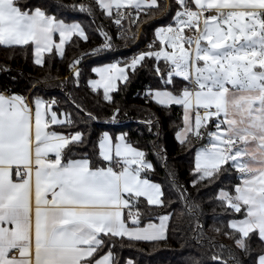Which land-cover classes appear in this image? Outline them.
Segmentation results:
<instances>
[{
    "label": "snow or ice",
    "instance_id": "6c2138e0",
    "mask_svg": "<svg viewBox=\"0 0 264 264\" xmlns=\"http://www.w3.org/2000/svg\"><path fill=\"white\" fill-rule=\"evenodd\" d=\"M95 3L110 18L115 8L117 25L125 15L121 8L130 10L127 15L134 22L145 8L161 13L170 8L160 0ZM175 6V23L155 30L161 47L139 52L122 67L114 62L93 68L100 78L89 83L93 89L102 87L104 99L115 103L110 93L118 89L117 81L128 80L126 69L135 71L152 57L165 62L166 68L159 63L153 68L163 84L149 87L146 99L160 106H183L184 128L176 134L181 144L205 135L210 140V146L196 151L191 185L214 182L229 161L242 181L234 186V194L221 188L216 197L227 214L243 218L228 221L230 231L225 235L234 244L227 249L228 258H224L227 246L219 245L209 264H244L247 256L252 264H264V249L253 253L251 247L253 236L264 244V0H175ZM60 7L93 14L90 4ZM210 9L217 14L205 15L200 30L201 15ZM185 29L195 34L186 36ZM101 34L106 43L89 54L112 47L107 33ZM73 35L90 39L81 23L58 18L43 0H0V45L31 42L38 66L43 67L45 54L54 50L63 57ZM81 58L69 65L77 85ZM176 77L187 83L177 87ZM56 103L40 97L29 102L7 88L0 90V264H118L115 244L106 238L166 240L175 213L164 211L159 223L151 220L154 209L171 208V196L195 219L194 235L203 237L200 206L191 201L187 188L175 172H169L170 191L142 177L154 166L143 150L128 142L127 133L103 132L95 163L87 156L69 158L74 147L85 143V134L47 130L49 125L74 123L71 114L65 113L61 120L52 111ZM119 112V107L114 108L112 118ZM86 115L97 119L92 113ZM146 123L152 125L151 120ZM208 126L213 130L208 131ZM50 153L54 158H49ZM142 216L149 223L139 227ZM124 264L135 262L128 259Z\"/></svg>",
    "mask_w": 264,
    "mask_h": 264
},
{
    "label": "trees",
    "instance_id": "16d2710c",
    "mask_svg": "<svg viewBox=\"0 0 264 264\" xmlns=\"http://www.w3.org/2000/svg\"><path fill=\"white\" fill-rule=\"evenodd\" d=\"M43 2L58 18L68 23H81L90 39L84 41L78 35H73L65 44V55L61 57L55 50L54 54L46 53L47 63L43 67L34 63L31 44L0 45V90L7 88L28 99L56 98L57 103L52 106L53 110L60 115L71 114L74 123L60 124L55 129L60 132L79 130L85 134V143L74 147L68 154L69 158L87 156L95 163L99 160L97 147L103 132L107 131L115 135L121 132L127 133L128 142L143 150L146 153V160L154 166V170H146L143 175L161 184L166 191H170L169 172H175L179 183L190 193L191 201L200 206L202 238L194 235L195 219L185 213L182 203L176 201L175 196L170 197L174 201L171 208H157L152 213V220L157 219L164 211L175 213L170 221L166 240L145 242L107 237L106 239L112 240L115 244L114 251L118 264H124L128 259L133 260L135 264H194L197 260L201 261V264H209L210 255L220 251L219 245L227 246L224 249V258L227 259V249L234 248L233 241L225 235V232L230 231L228 221L243 217L241 214H227L216 197L221 188L234 194V186L242 182L240 174L229 161L223 166V171L214 182L204 181L195 187L191 185L196 151L206 144L208 136L205 135L202 139L191 138L190 143L181 144L176 134L184 126L183 107L175 104L160 106L146 99L149 87L163 84L153 68L157 63L162 68H166L165 62L162 59L157 61L152 57L147 58L142 65H138L135 71L127 69L128 80L119 82L118 89L110 93L115 103L104 99L102 88L93 89L89 83L96 77L95 72L92 71L95 66L109 61L123 65L132 58L134 51H138L145 39H156L155 30L158 27L174 24L175 0H160L161 3L170 5L164 13L147 8L141 12L134 29L136 31L142 26L144 36L141 37L140 43L133 47L129 36L119 34L114 29L113 15L111 18L106 15L96 6L95 0H43ZM74 4L92 5L93 14L60 7ZM101 32H106L110 37L112 47L99 54H89L93 49L106 43ZM127 45L130 47L126 48ZM159 47L160 43L156 39V43L151 48L143 51H155ZM78 57L82 58L77 65L80 70L77 85L69 65ZM174 82L177 87L187 83L179 77H176ZM116 107L120 108V112L113 119V109ZM86 113H92L97 119H88ZM149 120L152 121V125L146 123ZM211 130L213 128L208 126V131ZM164 149L166 154L163 153ZM147 221L148 218L142 216L140 223ZM216 229L220 231L217 232ZM214 244L217 247H213ZM251 247L255 253L264 249V244L257 236H253ZM104 250L106 251L107 248ZM243 259L244 264H252L251 256Z\"/></svg>",
    "mask_w": 264,
    "mask_h": 264
},
{
    "label": "built area",
    "instance_id": "2783aa9c",
    "mask_svg": "<svg viewBox=\"0 0 264 264\" xmlns=\"http://www.w3.org/2000/svg\"><path fill=\"white\" fill-rule=\"evenodd\" d=\"M119 11L121 12V13H125V15H124V19L122 20V22H121V24L120 25H117L115 22H114V29L119 33V34H126L127 36H129L130 37V39H131V42H132V44H131V46L133 47V46H137V44L138 43H140V40H141V37L142 36H144V31H143V29H142V26H139L138 28H137V30L135 31V29H134V24L136 23V21L134 22L132 19H130L129 18V16L127 15V13L128 12H130V10L129 9H125V8H121V9H119ZM116 12H117V10L116 9H114L113 10V17H114V21H115V19H116ZM212 14V15H216L217 14V11L215 10V9H210V10H208V11H205V12H203L202 13V15H201V23H200V30H203V17L205 16V15H208V14ZM134 34V35H133ZM184 34L186 35V36H188V35H194L195 33L192 31V30H190V29H185V32H184ZM156 43V39H145L144 40V42L140 45V47H139V49H138V51L136 50V51H134L133 53H132V57L134 56V55H136V54H138L140 51H143V50H145V49H148V48H150L149 46H153L154 44ZM194 45V44H193ZM128 47H130L129 45H127L126 46V48H128ZM11 91V90H10ZM57 100L56 98H48L46 101H51V100ZM203 111H204V109H200V112H201V114L203 113ZM133 211H135L134 209H133Z\"/></svg>",
    "mask_w": 264,
    "mask_h": 264
},
{
    "label": "crops",
    "instance_id": "0c3cea01",
    "mask_svg": "<svg viewBox=\"0 0 264 264\" xmlns=\"http://www.w3.org/2000/svg\"><path fill=\"white\" fill-rule=\"evenodd\" d=\"M54 39H56L57 40V42H58V39H59V35H58V33L57 34H55V36H54ZM68 42V41H67ZM29 44H31V42L29 43ZM32 45V44H31ZM33 46V51H34V45H32ZM110 62V61H109ZM114 62H116V61H114ZM107 63V62H106ZM96 67V66H95ZM94 67V68H95ZM34 98H36V97H33V98H27L28 100H29V102H32L33 100H34ZM46 101V100H45ZM195 108L193 109V113H195ZM34 115V114H33ZM48 115H50V113H48ZM59 118L61 119V120H64L65 119V116H63V115H60L59 114ZM45 119H47V116L45 117ZM56 126H58V125H49V129H47V130H55V131H58L57 129H55V127ZM184 127V126H183ZM182 130V129H181ZM180 130V131H181ZM179 131V132H180ZM58 132H60V131H58ZM33 133H34V120H33ZM110 133V132H109ZM111 134V133H110ZM120 134V133H119ZM119 134H117V135H119ZM35 147V140L33 139V148ZM49 158H54V154H49ZM76 159H81V158H76ZM142 177H145L144 175H143V172H142ZM147 178V177H146ZM152 181V180H151ZM153 182H155V181H153ZM155 183H157V182H155ZM33 184H34V175H33ZM48 198L49 199H51V195L49 194L48 195ZM33 208H35V202H34V188H33ZM151 222L152 223H159V219L157 218V219H154V220H151ZM147 223H149V221H147V222H145V223H143V224H139V227H144V226H146L147 225ZM130 226H132L131 225V223H130Z\"/></svg>",
    "mask_w": 264,
    "mask_h": 264
},
{
    "label": "rangeland",
    "instance_id": "374dc122",
    "mask_svg": "<svg viewBox=\"0 0 264 264\" xmlns=\"http://www.w3.org/2000/svg\"><path fill=\"white\" fill-rule=\"evenodd\" d=\"M164 26V25H163ZM142 29H143V27H142ZM143 31H144V29H143ZM155 36H156V34H155ZM156 39L159 41V38L156 36ZM159 43H160V41H159ZM204 43H206V42H204ZM162 45L160 44V47H161ZM185 47H188V45L186 44L185 45ZM192 48L194 49L195 48V45H192ZM169 50H170V48H169ZM111 63H114L113 61H110V62H107V63H100V64H98L96 67H102V66H105V65H108V64H111ZM121 67L123 66V65H120ZM95 67V68H96ZM126 72H127V69H126ZM95 74H96V77L93 79V80H97V79H99L100 77H99V74L98 73H96L95 72ZM179 78H182V77H179ZM183 79V78H182ZM121 81H123V80H120V81H117V84L119 83V82H121ZM91 85V84H90ZM100 88H102V87H100ZM103 89V88H102ZM183 107V106H182ZM183 110H184V108H183ZM52 111H54L53 110V108H52ZM64 116V115H63ZM62 126V125H61ZM61 128V127H60ZM64 128V127H63ZM184 128V127H183ZM182 128V129H183ZM182 131V130H181ZM62 132V131H61ZM65 133H68V132H65ZM206 146H210V140H209V137H208V139H207V142H206V144L205 145H203V146H201V147H206ZM242 183V182H241Z\"/></svg>",
    "mask_w": 264,
    "mask_h": 264
}]
</instances>
